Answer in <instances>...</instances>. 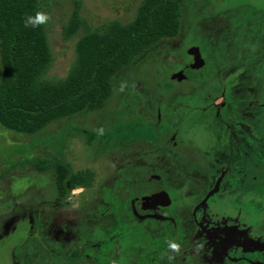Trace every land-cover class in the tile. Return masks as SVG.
<instances>
[{
    "label": "flooded vegetation",
    "instance_id": "obj_1",
    "mask_svg": "<svg viewBox=\"0 0 264 264\" xmlns=\"http://www.w3.org/2000/svg\"><path fill=\"white\" fill-rule=\"evenodd\" d=\"M191 32L171 49L168 73L153 76L152 121L135 141L154 170L99 189L59 244H42L43 264H264V43L204 53L205 34L186 43ZM144 219L164 224L142 238ZM31 240L10 246L11 264L27 263L21 251L31 261Z\"/></svg>",
    "mask_w": 264,
    "mask_h": 264
},
{
    "label": "rangeland",
    "instance_id": "obj_2",
    "mask_svg": "<svg viewBox=\"0 0 264 264\" xmlns=\"http://www.w3.org/2000/svg\"><path fill=\"white\" fill-rule=\"evenodd\" d=\"M74 1L39 0L49 16L45 32L52 54L47 72L51 78L67 74L75 58L76 41L85 32L80 27L71 36H64ZM141 1L79 0V13L91 30L112 20H131ZM186 32H191L186 43H200L206 36L202 41L204 53L213 45L220 49L234 43L263 44L264 0H187L178 35L160 39L120 69L112 77L113 91L102 108L53 121L30 134L0 124V264H11L10 246L22 242L26 235H32L27 246L31 261L28 252L21 251L27 262L24 264H43L42 244H59V229L71 230L70 225L81 217L80 210L98 204L99 189L102 196L115 193L128 177L138 179L154 170L151 165L156 163L142 151L148 148L135 141L146 134L143 125L152 121L153 76L159 71L168 73L169 53L183 41ZM147 107L149 110H145ZM58 163H66L73 173L89 171L91 177L88 183L70 189L66 199L57 205ZM163 224L152 219L140 221L141 237L152 238L150 229ZM224 233L232 235L229 229ZM68 244L63 249L64 256L71 248ZM190 249L186 250L193 252L196 247Z\"/></svg>",
    "mask_w": 264,
    "mask_h": 264
},
{
    "label": "trees",
    "instance_id": "obj_3",
    "mask_svg": "<svg viewBox=\"0 0 264 264\" xmlns=\"http://www.w3.org/2000/svg\"><path fill=\"white\" fill-rule=\"evenodd\" d=\"M187 0H142L134 17L112 20L88 29L74 1L64 36L83 27L75 58L63 78L47 72L52 54L45 24L25 28L23 18L44 12L39 0H0V124L19 133H34L47 124L83 111L102 108L110 97L112 77L160 39L178 33ZM91 173H73L56 165L55 188L60 197Z\"/></svg>",
    "mask_w": 264,
    "mask_h": 264
},
{
    "label": "clouds",
    "instance_id": "obj_4",
    "mask_svg": "<svg viewBox=\"0 0 264 264\" xmlns=\"http://www.w3.org/2000/svg\"><path fill=\"white\" fill-rule=\"evenodd\" d=\"M49 16L47 13L42 11H36L33 14H26L23 18V26L25 28L31 27L36 28L38 25H44L48 22ZM168 247L175 250L177 248V244L174 242H169Z\"/></svg>",
    "mask_w": 264,
    "mask_h": 264
}]
</instances>
